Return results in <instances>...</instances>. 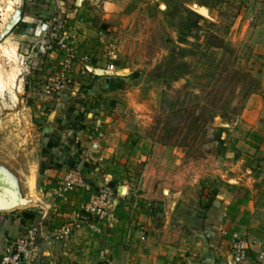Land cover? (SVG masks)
<instances>
[{"label":"rangeland","instance_id":"1","mask_svg":"<svg viewBox=\"0 0 264 264\" xmlns=\"http://www.w3.org/2000/svg\"><path fill=\"white\" fill-rule=\"evenodd\" d=\"M33 1L47 5L41 29H35L40 38L30 43L33 28L23 32L21 16L26 1L0 0V195L32 196L38 160L50 159L46 144L53 134L41 131L33 104L34 69H44L43 61L53 69L46 83L67 80L62 91L76 68L98 69L100 61L122 74L123 94L132 104L130 126L138 137L130 150L141 144L130 152L144 161L127 170L121 194L130 187L144 201L172 207L176 221L198 210L200 193L217 182L224 163L247 153V143L264 141V3L56 0L52 8L44 0L26 3ZM195 4L209 10L201 27L192 24ZM246 124L247 133L254 132L252 143L240 137Z\"/></svg>","mask_w":264,"mask_h":264},{"label":"crops","instance_id":"2","mask_svg":"<svg viewBox=\"0 0 264 264\" xmlns=\"http://www.w3.org/2000/svg\"><path fill=\"white\" fill-rule=\"evenodd\" d=\"M44 1L49 8L56 3ZM26 2L23 32L33 28V43L40 38L47 4ZM41 65L44 69L35 68L32 78L38 87L33 104L41 131L53 134L46 144L50 159L39 158L38 190L20 199L24 207L0 210V261L6 248L33 226L39 228L38 264H233L231 245L237 238L247 246L244 264H254L264 253V141L247 143L249 154L224 163L217 182L200 193L198 210L176 221L172 207L167 211L161 202L144 201L130 187L121 194L127 170L144 161L130 152L141 150V144L130 150L138 137L130 126L132 104L123 94L122 74L108 75L110 65L101 61L100 72L76 68L67 89L54 95L45 90L53 69L44 61ZM244 127L240 137L252 143L254 132ZM73 168L84 185L58 194ZM101 192L111 198L107 215L85 216L83 204Z\"/></svg>","mask_w":264,"mask_h":264},{"label":"built area","instance_id":"3","mask_svg":"<svg viewBox=\"0 0 264 264\" xmlns=\"http://www.w3.org/2000/svg\"><path fill=\"white\" fill-rule=\"evenodd\" d=\"M264 3V0H258ZM51 80V79H50ZM67 80L61 79L57 82H48L46 89L54 93L61 92L66 87ZM81 173L73 168L68 171L58 194L63 191L83 186ZM111 204V198L106 192L92 195L89 200L83 204L82 211L85 216L88 214L94 217H105ZM86 218V217H85ZM38 234L39 228L33 226L29 228L25 235L15 239L13 244L6 248L2 253L0 264H38ZM231 256L233 264H244L248 258L247 246L244 240L237 238L231 245ZM254 264H264V253L258 254Z\"/></svg>","mask_w":264,"mask_h":264},{"label":"water","instance_id":"4","mask_svg":"<svg viewBox=\"0 0 264 264\" xmlns=\"http://www.w3.org/2000/svg\"><path fill=\"white\" fill-rule=\"evenodd\" d=\"M198 15L202 16L203 18L205 17H210L209 16V10L207 7L205 6H199L197 4L194 5V7L192 8ZM20 16H17L13 22L11 23V25L8 27V29L6 30V32H9L13 26L19 21ZM5 32V33H6ZM108 75L113 74L112 72H106ZM100 74V73H97ZM8 197V199L6 200V198ZM22 203V200H20L16 194L14 193H10V195H7V193L1 194L0 195V210H4V209H9L12 208L14 206H16L17 204Z\"/></svg>","mask_w":264,"mask_h":264},{"label":"trees","instance_id":"5","mask_svg":"<svg viewBox=\"0 0 264 264\" xmlns=\"http://www.w3.org/2000/svg\"><path fill=\"white\" fill-rule=\"evenodd\" d=\"M194 15H195V18L193 19L192 24H194L197 27L203 26L205 22L204 18L198 14H194ZM104 27H106V25H104ZM119 87H121L120 83H119Z\"/></svg>","mask_w":264,"mask_h":264},{"label":"bare ground","instance_id":"6","mask_svg":"<svg viewBox=\"0 0 264 264\" xmlns=\"http://www.w3.org/2000/svg\"><path fill=\"white\" fill-rule=\"evenodd\" d=\"M6 9L7 10H9V9H11V3H10V1L8 2V5L6 6ZM8 15H11V12L10 11H7V16ZM8 18V17H7Z\"/></svg>","mask_w":264,"mask_h":264}]
</instances>
